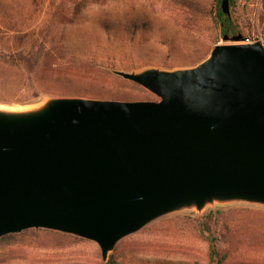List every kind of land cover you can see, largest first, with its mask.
Segmentation results:
<instances>
[{
    "label": "water",
    "instance_id": "water-1",
    "mask_svg": "<svg viewBox=\"0 0 264 264\" xmlns=\"http://www.w3.org/2000/svg\"><path fill=\"white\" fill-rule=\"evenodd\" d=\"M221 8L231 15L230 0ZM109 70L157 98L0 104V238L76 235L96 241L106 263L121 239L163 217L264 208L261 40L216 44L192 66Z\"/></svg>",
    "mask_w": 264,
    "mask_h": 264
},
{
    "label": "rangeland",
    "instance_id": "rangeland-1",
    "mask_svg": "<svg viewBox=\"0 0 264 264\" xmlns=\"http://www.w3.org/2000/svg\"><path fill=\"white\" fill-rule=\"evenodd\" d=\"M183 1L187 0H0V20L11 26L30 25L40 28L44 24L47 11L54 6L62 7L65 19L72 18V22L60 25L59 29L64 31L74 50L83 52L79 45L85 51L90 49L97 39V33H100L95 23L97 17L103 15L102 10L121 14L125 12V8L134 6L142 14L146 12L156 17L157 26H165L167 30L177 33L178 39L184 38L188 45L195 47L200 46L197 43L211 42L217 36L220 40L216 44L257 40L264 43V0H237V4L231 6V21L235 31L229 32V35L241 33L245 40H223L224 33L209 14L217 0H197L202 6L191 2L194 7ZM158 31L161 32V29ZM5 49V44L0 43V52ZM160 55L152 53L151 57L154 61H159ZM192 65L163 67L149 64L144 67L177 68ZM84 74L90 75L89 81H93L86 84L87 87L91 86L90 90L82 88L86 86L83 83L70 80V83H63L69 87L65 93H43L39 87L22 84L20 79L28 77L26 71L0 63V104L27 106L47 95L123 100L157 98L142 86L137 87L133 82L112 72ZM77 88L78 92L75 91ZM97 90L105 96H89L91 91ZM85 91H89L88 94ZM239 207L264 209L233 204L208 208L202 214L195 211L175 213L121 239L109 260L114 255L116 264H208L209 244L200 237L197 227L202 216L211 209L227 210ZM247 216L249 217H230L238 230L230 237L231 240L226 238L221 243L224 252L228 254L224 264H264V221L259 220L257 215ZM109 260L106 263L103 261L96 241L50 229L31 228L15 233L10 241H0V264H107Z\"/></svg>",
    "mask_w": 264,
    "mask_h": 264
},
{
    "label": "trees",
    "instance_id": "trees-1",
    "mask_svg": "<svg viewBox=\"0 0 264 264\" xmlns=\"http://www.w3.org/2000/svg\"><path fill=\"white\" fill-rule=\"evenodd\" d=\"M183 2L191 7H194L191 2L202 6L197 0ZM220 2L221 0H217L212 5L209 14L221 32L229 35V32L235 31V27L231 15L222 11ZM236 4L237 0H230L231 6ZM62 10V7L54 6L52 10L47 11L44 26L40 28L30 25L11 26L0 20V43L5 44L6 48L4 52H0V63L26 71L28 77L20 79L22 84L39 87L43 93H65L69 87L63 83L70 80L84 85L92 83L93 81H89L90 75L84 73L111 74L109 67L133 69L149 64L163 67L192 65L206 57L211 47L220 40L217 36L211 42L197 43L199 47L188 45L184 38H177V33L167 30L163 25L157 26L155 20L158 19L150 13L142 14L134 6H129L121 14L102 10L103 15L98 16L95 23L100 33H97L93 47L85 51L84 47L79 45L83 49V52H80L71 47L66 34L59 29L60 25L72 22V18L65 19ZM158 29H161V32ZM155 34L157 35L154 36ZM152 53L161 54V59L154 61ZM133 84L142 88L134 82ZM90 87L86 85L82 88L90 90ZM78 90L79 88L75 89L76 92ZM85 92L88 94L89 91ZM89 94L93 97L105 96L100 90L91 91ZM248 214L257 215L259 220L264 221V209L247 207L211 209L202 216V221L197 227L200 237L209 244L208 264L225 263L228 254L224 252L221 243L226 238L230 239L238 230L230 221V217L237 215L248 218ZM14 236L15 234L5 235L0 241H10ZM107 264H116L114 255Z\"/></svg>",
    "mask_w": 264,
    "mask_h": 264
}]
</instances>
